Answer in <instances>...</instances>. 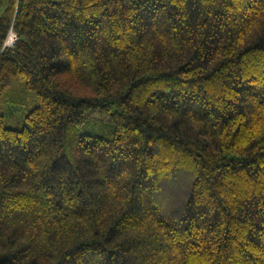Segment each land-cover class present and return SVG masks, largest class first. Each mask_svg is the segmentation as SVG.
<instances>
[{
    "label": "trees",
    "instance_id": "16d2710c",
    "mask_svg": "<svg viewBox=\"0 0 264 264\" xmlns=\"http://www.w3.org/2000/svg\"><path fill=\"white\" fill-rule=\"evenodd\" d=\"M0 264H264V0H0Z\"/></svg>",
    "mask_w": 264,
    "mask_h": 264
},
{
    "label": "built area",
    "instance_id": "2783aa9c",
    "mask_svg": "<svg viewBox=\"0 0 264 264\" xmlns=\"http://www.w3.org/2000/svg\"><path fill=\"white\" fill-rule=\"evenodd\" d=\"M15 40H16V34L13 31H10L4 42V47L5 48L11 47Z\"/></svg>",
    "mask_w": 264,
    "mask_h": 264
},
{
    "label": "rangeland",
    "instance_id": "374dc122",
    "mask_svg": "<svg viewBox=\"0 0 264 264\" xmlns=\"http://www.w3.org/2000/svg\"><path fill=\"white\" fill-rule=\"evenodd\" d=\"M4 115H5V118H6L9 126L16 125L13 121L18 120L17 116H12L9 111L4 112Z\"/></svg>",
    "mask_w": 264,
    "mask_h": 264
}]
</instances>
